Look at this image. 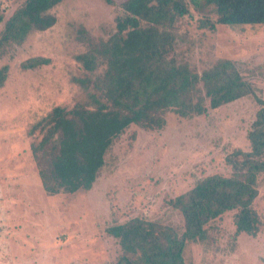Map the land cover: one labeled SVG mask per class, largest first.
Wrapping results in <instances>:
<instances>
[{"label": "rangeland", "instance_id": "374dc122", "mask_svg": "<svg viewBox=\"0 0 264 264\" xmlns=\"http://www.w3.org/2000/svg\"><path fill=\"white\" fill-rule=\"evenodd\" d=\"M23 0H0L6 19ZM121 0H64L51 13L55 25L33 32L0 59L8 67L0 88V264H115L122 255L109 226L138 217L183 232V218L170 200L212 174L228 176L249 152L246 133L259 106L253 97L180 117L169 111L163 128L129 126L113 139L89 190L48 195L41 187L29 145L39 134L32 125L56 106L89 108L90 87L105 66L86 72L77 56L86 44L80 28L106 40L115 31ZM112 4V5H111ZM210 12L179 19L172 27V56L200 74L219 60L234 63L264 100V24L199 28ZM2 24H0V30ZM42 57L48 64L25 70L20 64ZM253 208L261 225L255 237L235 233L232 212L207 225V239L188 242L185 264H264V173L256 184Z\"/></svg>", "mask_w": 264, "mask_h": 264}, {"label": "trees", "instance_id": "16d2710c", "mask_svg": "<svg viewBox=\"0 0 264 264\" xmlns=\"http://www.w3.org/2000/svg\"><path fill=\"white\" fill-rule=\"evenodd\" d=\"M63 1L23 0L6 19L0 16V59L29 34L52 28L56 18L51 11ZM118 8L115 31L106 40L83 28L77 33V40L86 44L77 56L82 68L93 73L105 66L101 76L77 80L93 90L88 97L94 107L56 106L31 127L29 133L39 134L29 150L43 191L54 196L91 189L113 139L131 125L159 130L169 111L185 118L253 97L259 108L246 133L249 152L241 153L230 175L205 176L170 200L183 218L181 234L138 217L105 231L122 252L115 264H185V245L206 240L207 225L229 212L237 235L255 237L261 225L253 202L257 179L264 173V100L255 98L230 60H219L200 74L177 63L171 31L191 8L213 15L200 22L201 29L262 25L264 0H121ZM46 64V58L33 57L20 67ZM7 71V66L0 68V88Z\"/></svg>", "mask_w": 264, "mask_h": 264}]
</instances>
